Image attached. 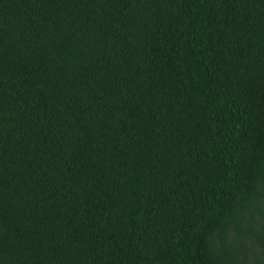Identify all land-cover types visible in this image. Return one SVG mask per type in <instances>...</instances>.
<instances>
[{
  "label": "trees",
  "instance_id": "trees-1",
  "mask_svg": "<svg viewBox=\"0 0 264 264\" xmlns=\"http://www.w3.org/2000/svg\"><path fill=\"white\" fill-rule=\"evenodd\" d=\"M0 264H264V0H0Z\"/></svg>",
  "mask_w": 264,
  "mask_h": 264
}]
</instances>
